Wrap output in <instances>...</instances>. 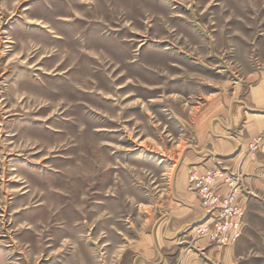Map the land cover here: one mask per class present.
I'll return each instance as SVG.
<instances>
[{
    "label": "rangeland",
    "instance_id": "1",
    "mask_svg": "<svg viewBox=\"0 0 264 264\" xmlns=\"http://www.w3.org/2000/svg\"><path fill=\"white\" fill-rule=\"evenodd\" d=\"M263 72L264 0H0V264H139L149 244L155 263L264 264V165L238 190V161L204 152L235 139L217 114ZM209 172L235 195L237 237L193 185ZM182 222L230 253L171 249Z\"/></svg>",
    "mask_w": 264,
    "mask_h": 264
},
{
    "label": "crops",
    "instance_id": "2",
    "mask_svg": "<svg viewBox=\"0 0 264 264\" xmlns=\"http://www.w3.org/2000/svg\"><path fill=\"white\" fill-rule=\"evenodd\" d=\"M242 103L237 106H233L229 108V113L226 114L224 113H219L217 116L219 119L224 120L223 121V128H221L218 125L214 126L213 131L216 133L217 131L219 132H233L234 138L231 139L227 135H222L219 138H213L210 141V146H205L208 148V150H205L208 158L210 160H225L229 159L227 161L229 163L236 162V164L232 167L231 171L232 173H235L237 177L235 178H226L225 180H228V182H231L233 184V181H236V184L238 186V190L240 189L239 184L241 182V185L244 187V185H248L250 183L256 184L260 183V179L258 177H255V175L258 174V172L262 171L263 167V161H264V152H260L257 157L255 158L254 161H250L249 167L246 166V163H249L245 157L247 153V144L250 140H253L258 136V134L261 132L262 129H264V72L262 73L261 77L257 80V82L248 89L244 95L243 98L241 99ZM216 114H212V119L218 118L215 117ZM220 120V121H221ZM217 136V135H216ZM207 141V140H206ZM208 160L205 164V166L197 168V172L203 173L206 170L210 169L211 165L209 164L211 161ZM253 162V163H252ZM212 167H215L216 164L211 162ZM227 164V165H228ZM215 165V166H213ZM207 166V167H206ZM248 170V171H247ZM199 173V174H200ZM227 176V175H226ZM231 176V175H230ZM240 182L238 183V181ZM218 185L216 184V190L221 193L222 195H226L225 193L228 192V183L225 182L224 180H221L220 178L217 179ZM216 181V183H217ZM233 184V185H236ZM232 185V186H233ZM261 188L260 186H256ZM256 192L254 190H248L246 193L249 195H256ZM243 191L240 192L239 198H238V205L241 206L242 209L245 210V207L247 204V201L252 197H246L245 194H241ZM192 199L194 198V201L197 200V196H190ZM196 197V199H195ZM196 214L198 212L196 211ZM202 217V216H201ZM200 217V219H201ZM178 222V221H177ZM176 222V223H177ZM185 223V222H184ZM179 223L178 228H174L171 232H167V237H173V238H166L172 246L171 249H178V247H174V242L181 240L183 241L182 246L185 248L190 249L189 254L193 261H196L197 259H206L209 256H212L215 254V252H225L228 250L230 253V248L225 249L224 247H216L212 244H210L206 239H196V240H191L188 238L190 234L182 235V233H179V229L183 226L184 224ZM175 224V223H174ZM186 224V223H185ZM179 230V231H178ZM183 236V237H181ZM181 237V238H180ZM185 238V239H184ZM181 246V245H180ZM155 250V249H154ZM149 244V247H143V254L137 255V259L140 260L141 263L139 264H164L165 261L164 259H161L159 263H155L153 261L156 253L159 254L156 250L154 251ZM210 259V258H209ZM136 264H138L136 262Z\"/></svg>",
    "mask_w": 264,
    "mask_h": 264
},
{
    "label": "built area",
    "instance_id": "3",
    "mask_svg": "<svg viewBox=\"0 0 264 264\" xmlns=\"http://www.w3.org/2000/svg\"><path fill=\"white\" fill-rule=\"evenodd\" d=\"M262 142H264V132H262L259 138L252 144V151L256 150L262 144ZM194 178H203V180L196 179V181H193V185L197 189L200 188L199 192L202 195L204 204L207 206L209 211L213 212L217 210L218 217L221 219V221L218 222L219 224L216 226L218 231L226 232L225 225H229L231 232H234V237H237L240 230L239 226L242 214L232 206L235 197L234 193L231 191L228 197L226 196V198L221 199V196L211 191V188L216 184V172H209L204 177L194 176ZM213 221L214 218L209 223H212V225H207V227L198 231V233H206L205 235L212 236L211 226H214Z\"/></svg>",
    "mask_w": 264,
    "mask_h": 264
}]
</instances>
